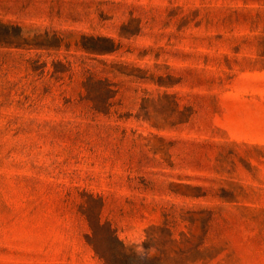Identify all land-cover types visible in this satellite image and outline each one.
<instances>
[{"label": "rangeland", "instance_id": "374dc122", "mask_svg": "<svg viewBox=\"0 0 264 264\" xmlns=\"http://www.w3.org/2000/svg\"><path fill=\"white\" fill-rule=\"evenodd\" d=\"M110 244L264 264V0H0V264H106Z\"/></svg>", "mask_w": 264, "mask_h": 264}, {"label": "trees", "instance_id": "16d2710c", "mask_svg": "<svg viewBox=\"0 0 264 264\" xmlns=\"http://www.w3.org/2000/svg\"><path fill=\"white\" fill-rule=\"evenodd\" d=\"M90 39L92 41L90 45L82 43V48L88 53L104 54L106 52H112L116 50V48L114 47L113 40L111 38L105 36H91ZM9 43L17 45L20 44L18 43V41L14 40L9 41ZM84 84L87 90V98L92 102L93 108L98 112L104 111L107 113L112 106L111 99L115 96L117 92V90L115 89V84L107 79L96 80L92 74L87 76V79ZM96 85H98V88H96ZM99 222L100 219L97 220L95 223L91 222V227H93V229H101L103 226ZM97 254L102 259H105L106 264H122V262L125 261H120L117 256L127 255L123 245H120V248H115L112 244H110V247H106L105 253H102L97 250Z\"/></svg>", "mask_w": 264, "mask_h": 264}]
</instances>
